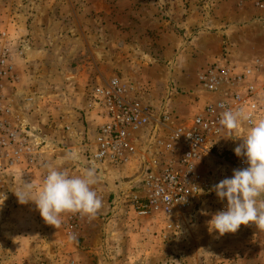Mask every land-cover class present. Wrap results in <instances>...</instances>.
I'll return each mask as SVG.
<instances>
[{"label": "rangeland", "instance_id": "obj_1", "mask_svg": "<svg viewBox=\"0 0 264 264\" xmlns=\"http://www.w3.org/2000/svg\"><path fill=\"white\" fill-rule=\"evenodd\" d=\"M256 1L0 0V47L14 53L20 77L16 114L20 119L29 114L47 139L55 167L72 175L95 165L83 150L80 160H65L74 139L66 137L57 111L70 123L77 118L91 125L90 93L105 79L119 78L152 111L165 110L175 124L189 126L215 100L199 83L204 69L225 61L242 67L264 57V8ZM27 97L34 102H23ZM246 132H225L199 162L196 172L207 188L190 210L175 216L172 229L163 214L139 218L126 204L122 216L96 214L101 222L114 216L103 241L98 233L93 241L76 236L67 227L69 213L56 229L34 202L20 204L14 192L24 181L39 186L42 171L16 168L0 183L7 196L0 206V264H264V231L255 224L219 236L206 223L226 206L209 190L234 169L247 167L234 153ZM95 169V189L107 191L101 176L113 177V171Z\"/></svg>", "mask_w": 264, "mask_h": 264}, {"label": "built area", "instance_id": "obj_2", "mask_svg": "<svg viewBox=\"0 0 264 264\" xmlns=\"http://www.w3.org/2000/svg\"><path fill=\"white\" fill-rule=\"evenodd\" d=\"M255 6L264 8V0H257ZM199 83L215 100L189 126L175 124L165 110L152 111L117 77L98 83L89 97V109L100 124L93 141L83 140L86 160L106 169H131L122 184L121 201L139 218L163 214L169 229L177 214L198 201V188H207L200 185L196 169L225 133L218 131L221 113L242 109L252 121L264 119V57L242 67L215 62L200 73ZM19 84L14 53L7 46L0 47V183L20 167L42 171L43 179L53 157L39 131L16 114L19 101L14 90ZM24 99L34 102L32 97ZM249 126V121H243L239 129ZM63 129L71 131L69 125ZM69 214L67 227L74 232L85 217Z\"/></svg>", "mask_w": 264, "mask_h": 264}, {"label": "clouds", "instance_id": "obj_3", "mask_svg": "<svg viewBox=\"0 0 264 264\" xmlns=\"http://www.w3.org/2000/svg\"><path fill=\"white\" fill-rule=\"evenodd\" d=\"M243 121H249L250 126L242 142L234 148V153L247 167L234 169L231 178L222 179L209 190L214 191L220 201H226L225 209L212 214L206 222L209 233L217 232L219 236L236 233L241 225L250 223L264 231V119L252 121L242 109H228L221 113L218 131L231 136ZM78 159L79 155L74 150L65 153L66 161ZM97 183L95 167L72 175L66 169L48 165L39 186L32 181H24L14 194L22 205L34 202L43 220L57 229L62 224L63 214H79L89 220L95 218L103 204L94 187ZM198 190L199 194H204L203 189ZM0 196L2 206L7 196L4 193ZM70 239H75V236H70Z\"/></svg>", "mask_w": 264, "mask_h": 264}, {"label": "crops", "instance_id": "obj_4", "mask_svg": "<svg viewBox=\"0 0 264 264\" xmlns=\"http://www.w3.org/2000/svg\"><path fill=\"white\" fill-rule=\"evenodd\" d=\"M90 101V100H88ZM89 104V102H88ZM87 104V112L89 113V115L87 114L86 118L87 120L90 118L91 121V125L90 123H87V126L84 125V123L80 122L79 119L75 118L74 120H72L73 122L70 123V121L68 120L67 115H62V110L58 109L57 112H59V125L64 128L65 125H69L71 127V131L69 132H65L64 133L67 135L66 137L69 138H73L74 140L72 141L74 143V149H72V151H76L79 155V158L81 157V151H84V146H83V140L87 137L88 139H90L91 141H93L94 137H95V131L97 126L100 124V120L97 117V115L95 114L94 111L89 109V106ZM26 115L24 118L20 119L22 120L24 123H29L31 125V121L29 120L28 116L29 114H25ZM23 115V116H24ZM89 124V125H88ZM33 126V125H31ZM83 126V128H82ZM35 127V126H33ZM85 134H87L88 136H85ZM39 136L41 137V135L39 134ZM46 137V136H45ZM42 139H44L46 141V144H48L47 139L41 137ZM40 138V139H41ZM60 144H62V142H60ZM70 151V150H68ZM80 160V159H78ZM54 162H56L54 156L51 157V166L55 167ZM81 162V161H80ZM77 164V163H76ZM96 168H100V170L102 171V166L99 165H95ZM106 168H103V171H106ZM128 169H122V170H111L109 169L108 171H113V173H110L112 175H114L113 177H108L106 175H103L101 177H103V180H106V182L108 183V186L106 187L107 191L105 190H100V191H96L98 192V195L102 198L103 204H102V208L100 210H104L107 211L106 214H112V215H116L122 216V212L124 213V211H122V208L124 207L123 205H125L124 201H121V195H122V184L125 180V177L122 176V171H127ZM102 175V174H101ZM123 177V178H122ZM43 180V179H42ZM115 199L114 203L113 200ZM120 203L119 205L115 206L114 204ZM119 207V208H118ZM110 216L108 218H103L102 222L100 221L99 216H96V220L92 219V220H88L87 221L84 219L81 221L79 227L75 230V235L78 237H82L85 239V241H93L92 237H96L97 233L99 235V237L103 236L104 234L106 235L107 232L110 231V226H111V219L114 218V216ZM109 236V235H108ZM100 241L102 240V237L100 239Z\"/></svg>", "mask_w": 264, "mask_h": 264}]
</instances>
